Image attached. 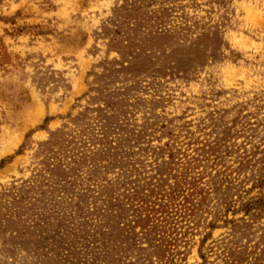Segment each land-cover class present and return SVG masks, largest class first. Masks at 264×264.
<instances>
[{
    "label": "rangeland",
    "instance_id": "rangeland-1",
    "mask_svg": "<svg viewBox=\"0 0 264 264\" xmlns=\"http://www.w3.org/2000/svg\"><path fill=\"white\" fill-rule=\"evenodd\" d=\"M0 264H264V0H0Z\"/></svg>",
    "mask_w": 264,
    "mask_h": 264
}]
</instances>
